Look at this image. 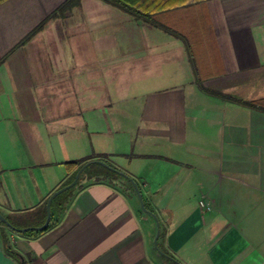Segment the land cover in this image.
Instances as JSON below:
<instances>
[{
    "label": "crops",
    "instance_id": "obj_1",
    "mask_svg": "<svg viewBox=\"0 0 264 264\" xmlns=\"http://www.w3.org/2000/svg\"><path fill=\"white\" fill-rule=\"evenodd\" d=\"M64 1H0V212L102 157L181 264H264V111L217 95L264 99V0ZM126 180L0 221V264H163Z\"/></svg>",
    "mask_w": 264,
    "mask_h": 264
},
{
    "label": "trees",
    "instance_id": "obj_2",
    "mask_svg": "<svg viewBox=\"0 0 264 264\" xmlns=\"http://www.w3.org/2000/svg\"><path fill=\"white\" fill-rule=\"evenodd\" d=\"M0 1H2V0H0ZM74 1L75 0H65L49 16L57 15V13L62 8H64L65 6L69 5L71 2H74ZM217 95L221 96V97H223L225 99H228V100H231V101L240 102V103L245 104V105H247L249 107L264 111V99L245 101V100L236 99V98H233V97H231L229 95H225V94H221V93H217ZM100 159L105 161L108 165L114 167L108 161H106V159H104L102 157H100ZM84 160L85 159H79V160H73V161H68L67 162L68 167L71 170V173H70L69 177L64 181V183L62 185L66 184V183H68V182H70L72 180L75 172L77 171V169L83 163H85L87 161L94 160V159L91 158V159L86 160V161H84ZM82 178H87V180H90V181H101V180H109V179L114 180V179H117V178H123V176L121 174L116 173L115 171L107 168V167H104L103 165H101L99 163L89 162V164L82 170V172L80 173V175L78 177V180L76 181V183L72 187L77 185L79 180L82 179ZM127 182L129 184V187L132 189V186H131L130 182L129 181H127ZM72 187L64 190L63 192L59 193L58 195H56L52 199L51 205H50L51 215L53 214L54 206L57 205L58 210H62L64 208L65 202L67 203L68 200L71 197V194H70L71 191L70 190H71ZM45 203H46V201L44 202V204L41 205L39 211L34 210V211H29L28 213L24 214V216H23L24 218L17 225H15L7 217L6 218L15 227H26V226H37V225H40L45 219ZM48 226H49V224L45 228H47ZM45 228H43V229H41L39 231H42ZM6 250H7V248H6ZM161 258L165 261V264H181L178 260L173 258L171 255H169V257L161 255Z\"/></svg>",
    "mask_w": 264,
    "mask_h": 264
},
{
    "label": "water",
    "instance_id": "obj_3",
    "mask_svg": "<svg viewBox=\"0 0 264 264\" xmlns=\"http://www.w3.org/2000/svg\"><path fill=\"white\" fill-rule=\"evenodd\" d=\"M89 162H96V163H99L101 165H103L104 167H107L113 171H115L116 173H119L121 174L122 176H124L133 186L135 192H136V195L137 197L139 198V201H140V206L141 208L148 212L149 214H151L155 220H156V223H157V230H156V233H155V236L153 238V244L155 246V248L157 249V251L163 255V256H166V257H169L168 254H166L164 251H162L159 247H158V244H157V238H158V234H159V222H158V219H157V216L155 215V213L147 210L144 206V203H143V199H142V195H141V192H140V189L137 185V183L135 182V180L129 176L128 174L108 165L105 161L101 160V159H94V160H91V161H87L85 163H83L78 169L77 171L75 172L72 180L60 187H58L57 189H55L47 198L46 200V203H45V219L44 221L40 224V225H37V226H26V227H15L13 226L9 220L0 212V221L3 222L6 226H8L9 228L15 230V231H18V232H25V231H28V230H41L43 228H45L48 223H49V220H50V215H51V210H50V205H51V201L52 199L58 195L59 193L63 192L64 190L72 187L76 181L78 180V177L80 175V173L82 172V170L89 164Z\"/></svg>",
    "mask_w": 264,
    "mask_h": 264
},
{
    "label": "rangeland",
    "instance_id": "obj_4",
    "mask_svg": "<svg viewBox=\"0 0 264 264\" xmlns=\"http://www.w3.org/2000/svg\"><path fill=\"white\" fill-rule=\"evenodd\" d=\"M163 261V264H165V261L163 259H161V262Z\"/></svg>",
    "mask_w": 264,
    "mask_h": 264
}]
</instances>
